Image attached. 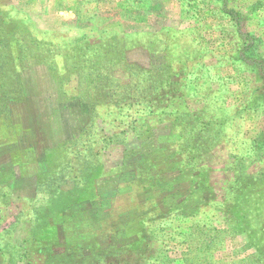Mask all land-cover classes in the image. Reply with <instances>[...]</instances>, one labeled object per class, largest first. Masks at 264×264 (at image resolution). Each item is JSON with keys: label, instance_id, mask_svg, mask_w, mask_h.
<instances>
[{"label": "rangeland", "instance_id": "obj_1", "mask_svg": "<svg viewBox=\"0 0 264 264\" xmlns=\"http://www.w3.org/2000/svg\"><path fill=\"white\" fill-rule=\"evenodd\" d=\"M263 132L264 0H0V264H264Z\"/></svg>", "mask_w": 264, "mask_h": 264}, {"label": "trees", "instance_id": "obj_2", "mask_svg": "<svg viewBox=\"0 0 264 264\" xmlns=\"http://www.w3.org/2000/svg\"><path fill=\"white\" fill-rule=\"evenodd\" d=\"M117 102H121L120 100H117ZM262 138H264V132L262 133Z\"/></svg>", "mask_w": 264, "mask_h": 264}]
</instances>
